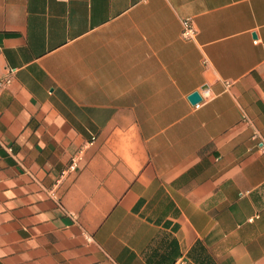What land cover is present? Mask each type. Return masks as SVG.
<instances>
[{"label":"crops","instance_id":"obj_1","mask_svg":"<svg viewBox=\"0 0 264 264\" xmlns=\"http://www.w3.org/2000/svg\"><path fill=\"white\" fill-rule=\"evenodd\" d=\"M7 75L0 264H264V0H0Z\"/></svg>","mask_w":264,"mask_h":264},{"label":"built area","instance_id":"obj_2","mask_svg":"<svg viewBox=\"0 0 264 264\" xmlns=\"http://www.w3.org/2000/svg\"><path fill=\"white\" fill-rule=\"evenodd\" d=\"M183 25V31H182V35L184 36L185 39H192L195 36L196 30L195 28L192 26L191 22L189 19H185L182 22ZM257 42V40H255V43ZM11 81V78L9 75L0 78V92L3 88H5ZM206 99V97H205ZM202 102H204V99L201 98V101L195 104V107H199ZM76 167V160L73 159L71 164L69 165V169L70 170H74Z\"/></svg>","mask_w":264,"mask_h":264},{"label":"water","instance_id":"obj_3","mask_svg":"<svg viewBox=\"0 0 264 264\" xmlns=\"http://www.w3.org/2000/svg\"><path fill=\"white\" fill-rule=\"evenodd\" d=\"M188 99L192 104H196L201 101V96L199 95L198 92H192L189 96Z\"/></svg>","mask_w":264,"mask_h":264}]
</instances>
